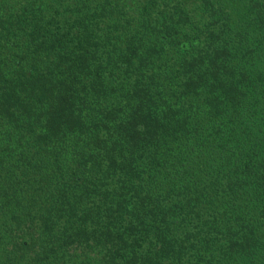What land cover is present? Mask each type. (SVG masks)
Segmentation results:
<instances>
[{
	"label": "trees",
	"instance_id": "1",
	"mask_svg": "<svg viewBox=\"0 0 264 264\" xmlns=\"http://www.w3.org/2000/svg\"><path fill=\"white\" fill-rule=\"evenodd\" d=\"M0 264H264V0H0Z\"/></svg>",
	"mask_w": 264,
	"mask_h": 264
}]
</instances>
